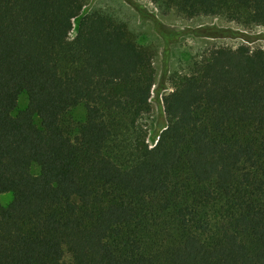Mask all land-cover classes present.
Masks as SVG:
<instances>
[{
  "label": "trees",
  "instance_id": "16d2710c",
  "mask_svg": "<svg viewBox=\"0 0 264 264\" xmlns=\"http://www.w3.org/2000/svg\"><path fill=\"white\" fill-rule=\"evenodd\" d=\"M153 1L264 28V0ZM86 3L0 0V264H264V49L175 76L149 148L154 54Z\"/></svg>",
  "mask_w": 264,
  "mask_h": 264
},
{
  "label": "rangeland",
  "instance_id": "374dc122",
  "mask_svg": "<svg viewBox=\"0 0 264 264\" xmlns=\"http://www.w3.org/2000/svg\"><path fill=\"white\" fill-rule=\"evenodd\" d=\"M91 12L111 16L126 24L137 45L149 48L154 54L156 83L153 90L160 87L162 90L158 98L153 92L150 100L151 113L142 116L137 123L138 131L147 135L146 143L149 148L154 147L156 135L166 124L162 96L172 91V79L175 76L192 75L209 53L219 48L235 49L246 45L251 49H264V28L262 27L245 26L220 17L188 19L174 7L160 2L155 3L153 0H87L82 15ZM75 28L76 23L70 35L71 39L75 36ZM26 106L27 98L25 94H21L12 116L23 111ZM68 117L75 126V130L73 128L72 131L75 135L76 126L85 121V106L81 104L71 109ZM34 124L40 127L36 117ZM39 173V167L32 165L31 174L36 176ZM11 200V194L1 195L0 206L6 207ZM215 213L216 208L207 210L210 218H213Z\"/></svg>",
  "mask_w": 264,
  "mask_h": 264
}]
</instances>
